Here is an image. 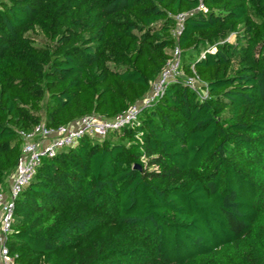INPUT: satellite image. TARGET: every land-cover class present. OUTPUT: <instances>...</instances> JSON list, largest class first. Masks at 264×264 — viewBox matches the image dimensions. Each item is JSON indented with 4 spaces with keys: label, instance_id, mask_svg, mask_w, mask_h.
<instances>
[{
    "label": "trees",
    "instance_id": "obj_1",
    "mask_svg": "<svg viewBox=\"0 0 264 264\" xmlns=\"http://www.w3.org/2000/svg\"><path fill=\"white\" fill-rule=\"evenodd\" d=\"M176 48L183 75L135 125L41 159L15 264H264V0H0V188L19 132L113 119Z\"/></svg>",
    "mask_w": 264,
    "mask_h": 264
},
{
    "label": "built area",
    "instance_id": "obj_2",
    "mask_svg": "<svg viewBox=\"0 0 264 264\" xmlns=\"http://www.w3.org/2000/svg\"><path fill=\"white\" fill-rule=\"evenodd\" d=\"M182 18V15L176 17L178 29ZM179 57V50L176 48L158 76L150 82L149 90L145 95L113 119L94 115L84 116L56 129H47L40 124L29 132H19L23 140L20 156L14 171L8 178L7 191L0 188V264H15L5 247V240L10 233L12 223L14 201L17 195L29 185L41 159L52 157L61 149L75 146L83 136L103 139L109 131L135 125L138 122L139 113L151 107L163 95L167 85L183 75L180 70ZM184 82L199 98H206L205 85L198 77H185Z\"/></svg>",
    "mask_w": 264,
    "mask_h": 264
},
{
    "label": "rangeland",
    "instance_id": "obj_3",
    "mask_svg": "<svg viewBox=\"0 0 264 264\" xmlns=\"http://www.w3.org/2000/svg\"><path fill=\"white\" fill-rule=\"evenodd\" d=\"M228 40L232 42V41L234 40V37H233V36H230V37L228 38Z\"/></svg>",
    "mask_w": 264,
    "mask_h": 264
},
{
    "label": "crops",
    "instance_id": "obj_4",
    "mask_svg": "<svg viewBox=\"0 0 264 264\" xmlns=\"http://www.w3.org/2000/svg\"><path fill=\"white\" fill-rule=\"evenodd\" d=\"M1 236V235H0Z\"/></svg>",
    "mask_w": 264,
    "mask_h": 264
}]
</instances>
